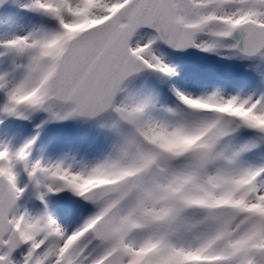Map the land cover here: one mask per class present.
Instances as JSON below:
<instances>
[{
    "label": "snow or ice",
    "instance_id": "snow-or-ice-1",
    "mask_svg": "<svg viewBox=\"0 0 264 264\" xmlns=\"http://www.w3.org/2000/svg\"><path fill=\"white\" fill-rule=\"evenodd\" d=\"M9 5L26 15L0 31L32 27L0 39V123L111 111L116 135L78 170L32 163L35 138L0 145V264H264V0ZM190 49L251 77L188 69ZM125 83L140 98L117 105ZM60 193L80 198L63 225Z\"/></svg>",
    "mask_w": 264,
    "mask_h": 264
},
{
    "label": "rangeland",
    "instance_id": "rangeland-1",
    "mask_svg": "<svg viewBox=\"0 0 264 264\" xmlns=\"http://www.w3.org/2000/svg\"><path fill=\"white\" fill-rule=\"evenodd\" d=\"M13 14L26 15L21 13L17 7L9 5L0 13V18H7ZM31 27L32 25L23 22L18 26L0 31V39L13 34L23 35ZM174 56L177 60V56L182 57L188 69L228 78L236 83L251 77V73H246L241 64L229 63L194 49L191 53L174 54ZM142 80L143 77H141ZM122 89L115 101L117 105L131 104L140 98L128 85ZM115 119V113L111 111L94 122L82 121L74 116L68 119H53L42 110L28 115L27 118L8 117L0 123V145H10L16 148L35 138L30 155L32 163L39 161L43 165H48L63 162L65 166L71 165L74 170H78L94 164L110 151L116 135L113 126ZM260 181L264 183V177L260 178ZM70 199L79 201V198L73 197L71 193L51 196V206L56 209L53 215L62 225L65 216L59 204L67 203ZM27 206L33 212L42 207L38 200Z\"/></svg>",
    "mask_w": 264,
    "mask_h": 264
},
{
    "label": "water",
    "instance_id": "water-1",
    "mask_svg": "<svg viewBox=\"0 0 264 264\" xmlns=\"http://www.w3.org/2000/svg\"><path fill=\"white\" fill-rule=\"evenodd\" d=\"M2 11V9H0V12ZM192 49L188 50L187 52H184L182 54H188V53H191ZM127 85V83H125L124 85H122V88ZM120 92L117 94L116 98H115V101L116 99L118 98ZM110 112V111H109ZM109 112H105V113H101L95 117H87V116H75L77 119L79 120H85V121H95V120H98L100 119L101 117L105 116L106 114H108ZM85 204H87V202H84Z\"/></svg>",
    "mask_w": 264,
    "mask_h": 264
},
{
    "label": "bare ground",
    "instance_id": "bare-ground-1",
    "mask_svg": "<svg viewBox=\"0 0 264 264\" xmlns=\"http://www.w3.org/2000/svg\"><path fill=\"white\" fill-rule=\"evenodd\" d=\"M21 203L23 204V203H24V201L22 200V201H21Z\"/></svg>",
    "mask_w": 264,
    "mask_h": 264
}]
</instances>
